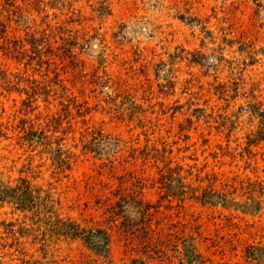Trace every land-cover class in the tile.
<instances>
[{
  "label": "rangeland",
  "instance_id": "obj_1",
  "mask_svg": "<svg viewBox=\"0 0 264 264\" xmlns=\"http://www.w3.org/2000/svg\"><path fill=\"white\" fill-rule=\"evenodd\" d=\"M263 187L264 0H0V264H264Z\"/></svg>",
  "mask_w": 264,
  "mask_h": 264
},
{
  "label": "trees",
  "instance_id": "obj_2",
  "mask_svg": "<svg viewBox=\"0 0 264 264\" xmlns=\"http://www.w3.org/2000/svg\"><path fill=\"white\" fill-rule=\"evenodd\" d=\"M251 186V184L249 185ZM259 187H262L261 184H258ZM263 193L262 195L264 196V187L262 188ZM251 193L252 190H250ZM248 202L255 203V205H259L260 203L255 201V199L252 197V194L249 196ZM196 200L200 201L202 204H207V205H221L225 208H231L232 206H245L248 205V202H244L242 205L236 203L234 201V198L231 197V194L228 192H216L215 190L209 189V190H204L201 192L199 197H196ZM244 208V207H243ZM97 233L102 234V231H97ZM79 232H76L77 235ZM105 235V233L103 232ZM94 238V235H91V233L87 236L86 239L89 241H92Z\"/></svg>",
  "mask_w": 264,
  "mask_h": 264
}]
</instances>
